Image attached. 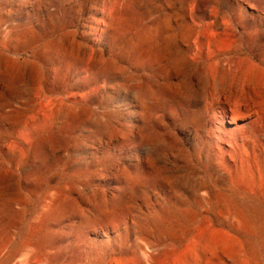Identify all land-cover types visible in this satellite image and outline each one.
I'll use <instances>...</instances> for the list:
<instances>
[{"label":"rangeland","instance_id":"rangeland-1","mask_svg":"<svg viewBox=\"0 0 264 264\" xmlns=\"http://www.w3.org/2000/svg\"><path fill=\"white\" fill-rule=\"evenodd\" d=\"M263 97L264 0H0V264H264Z\"/></svg>","mask_w":264,"mask_h":264},{"label":"bare ground","instance_id":"bare-ground-1","mask_svg":"<svg viewBox=\"0 0 264 264\" xmlns=\"http://www.w3.org/2000/svg\"><path fill=\"white\" fill-rule=\"evenodd\" d=\"M198 51H199V49H198ZM202 52V51H201ZM200 55V54H199ZM195 59V58H194ZM253 89V88H252ZM263 89V88H262ZM256 91V90H255ZM257 91H259V90H257ZM237 92V91H236ZM260 92V91H259ZM263 95V94H262ZM222 96V95H221ZM264 98V97H263ZM226 99V98H225ZM262 99V98H261ZM227 100V99H226ZM260 101V100H259ZM250 103V102H249ZM243 106V105H242ZM256 106H257V104H256ZM260 107V106H259ZM253 108V107H252ZM251 109V108H250ZM249 109V110H250ZM254 109V108H253ZM248 110V111H249ZM258 110V109H257ZM262 110H263V108H262ZM259 111V110H258ZM251 112H252V110H251ZM263 112V111H262ZM254 113H256V112H253V113H248L249 115L248 116H252ZM57 114L58 115H61L62 117H66L68 114H69V110L68 109H61V110H59L58 112H57ZM233 114V113H232ZM258 115V114H257ZM234 115H232V118L234 119V117H233ZM261 118H263V117H261ZM235 120V119H234ZM233 120V121H234ZM263 120V119H262ZM257 121V120H256ZM236 122V121H235ZM258 122V121H257ZM256 125V124H255ZM33 257L34 256H31V257H28L27 258V262H28V264H34L35 263V260L33 261L32 259H33ZM35 258V257H34ZM185 259V258H187V256L186 255H182V259ZM42 260L43 259H41V260H36V263L38 262L39 264H42ZM175 263L177 262L176 260L174 261ZM48 264H53V263H51V262H49ZM60 264H62V263H60ZM114 264H122V259L121 258H117V259H115L114 260Z\"/></svg>","mask_w":264,"mask_h":264}]
</instances>
